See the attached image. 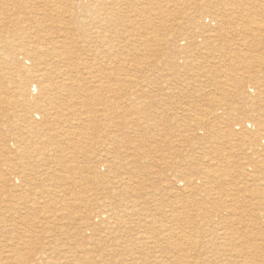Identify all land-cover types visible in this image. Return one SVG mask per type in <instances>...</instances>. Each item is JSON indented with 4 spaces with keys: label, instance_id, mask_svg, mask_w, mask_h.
Masks as SVG:
<instances>
[{
    "label": "rangeland",
    "instance_id": "374dc122",
    "mask_svg": "<svg viewBox=\"0 0 264 264\" xmlns=\"http://www.w3.org/2000/svg\"><path fill=\"white\" fill-rule=\"evenodd\" d=\"M76 1L78 0H0V46H5V49H0V261L3 256L14 253L13 240L22 237L21 231L27 235V239L31 236L38 237L32 244L25 242L24 246L21 245L22 251H18L21 258L17 260L18 262L4 261V263L3 259L0 264H31V262L32 264H131L129 260L135 256L131 255L134 250H136L134 253L142 251L145 253L144 256H147L152 251L159 255L162 254L161 250L174 252L175 249L178 250L173 254H176L174 256L179 261L173 257L166 264H173L175 261L178 264L185 262V264H216L214 253L218 249L222 252L226 250L227 256L223 258L234 259L237 264H248V262L264 264V257H256L252 260L234 257L237 254L235 250L243 249L239 241L225 243V240L218 239L215 245H210L209 225L197 227L200 232L198 238L196 230L193 231L190 224L182 222L174 226L170 221L161 218L163 214L170 218L172 207L169 205L172 199L175 206L177 204L184 206L183 212L182 209L177 212L181 213L179 215L181 221H184L188 207L190 210L187 213L194 215H196L195 210L201 211L200 208H219L218 213L222 217L220 219L233 220L240 217L241 212L240 208L233 206V201L237 202V206L242 202L246 205V202H250L252 198L247 190L249 187L245 184H249V190L252 191H254L253 184L256 186L264 184L262 181L264 153L257 151L253 154L247 148L251 142L264 146V128L258 132L253 125V128L246 130L248 134L239 136L236 140L235 136L232 137L234 134L231 135L229 132L231 129L238 133L234 124L237 121H246L250 116L258 117V120L264 122V0H79L75 3ZM59 8H62V12ZM257 29H260L262 35L260 33V38H253L251 33ZM85 30L87 33L84 35ZM51 41L59 42V48L53 55L39 51L38 60L35 62L59 63L58 68L63 67V70L82 63L88 66V69L74 68L75 73L69 74V82L66 80V75L53 73L54 77L57 76L54 82L59 84L67 81L68 87L71 86L70 88L74 90L71 94L64 91L62 102L57 101L62 108L58 105L55 106L58 108L56 111H51L54 113L63 109L60 115L65 120L59 126L58 122L61 118L56 115L47 123L49 129L44 124L39 131L31 133L29 141L25 142L26 138L22 139L23 134L27 136L28 132L21 117L18 116L25 114L21 105H16L21 102L18 91L24 76L33 73L32 71L36 73L37 69H32L35 66H32L31 61H25L22 55L14 60L13 54H8L6 48L20 49L22 45L27 44L37 47L39 43L45 45ZM76 42L78 44H75ZM68 46L71 50L67 48ZM105 51L107 53H104ZM80 59H84L85 63L78 62ZM105 64L106 67L103 66ZM253 90L254 92L251 93ZM32 91L37 92L34 88ZM39 98L41 100L42 97ZM99 111L101 114H97ZM105 118L107 121H103ZM36 121L42 125V120ZM64 128L69 132L65 133ZM114 134L120 135L124 141L131 139L134 142L114 143L113 138L116 142L118 139ZM53 148L58 152L53 151ZM132 148L135 150L133 151ZM243 149L247 151L243 153ZM151 150L154 153L150 152ZM76 151L80 154L73 155ZM61 152L66 154L67 159L76 156L78 169L66 176L62 171L57 172L63 176L64 181L53 183V180L49 181V177L45 175L46 167L52 166L47 162L52 159L49 163L56 164L53 160ZM170 152L172 157L169 155ZM145 153L147 156L143 157ZM32 154L41 161L37 164L32 163ZM53 154L55 158L52 157ZM120 154H122L121 158L125 156L124 158L138 160L139 163L136 165L130 160L131 164L126 167L127 164L118 160ZM130 154L136 157H128L131 156ZM23 155L26 156L25 159ZM100 155L106 158L105 161L100 160L103 159ZM224 157L225 160H222ZM46 158L47 162H45ZM160 160L168 166L160 162L162 166L160 164L158 166H161V169L156 167L158 168L156 170L151 167L150 170L147 169L148 171L144 170L146 173L143 171L144 165L140 166L143 161L152 163ZM31 163L35 167L32 168ZM106 166L113 167L110 170ZM8 168L12 170L8 171ZM126 168L130 170H125ZM224 169L229 171L225 172ZM155 171L156 175L153 173ZM221 174L224 177H221ZM199 176H208L211 179L213 176L218 177L216 181L219 184L212 182L213 185L210 186L197 182L195 188L182 190L183 187H179L175 181L176 178L194 180ZM90 177L94 178L95 182L101 181V183L98 185L94 183L90 188ZM121 179H125L123 183L129 181L122 184L123 187L133 183L130 188L136 187V192L124 200L119 195L112 196L108 193V189L119 188L118 183ZM255 179L261 182H254ZM83 181L86 183L84 184ZM140 181H143L142 184ZM215 184L218 185V189H220L219 185L225 187L222 186L220 192H215L212 191L216 188ZM109 186L112 188L110 189ZM136 197H141L138 200L141 204L139 203V207L135 209H130L134 210L133 218L123 217L121 221L126 230L120 225L118 228L117 223L119 224L120 221L116 220L117 218L114 219V224H110L112 220L109 218H103L106 216L104 212L111 214L110 211L109 213L106 211L112 209L110 203L118 207H132ZM254 198L258 204H264L262 192ZM69 207H71L70 211ZM77 209L81 211L77 212ZM234 210L238 214L234 215V212L232 213ZM216 219L218 220V217ZM198 220L200 221L199 218ZM263 220V217L253 219L249 212L241 218V221L251 222L257 227L263 226ZM87 222L89 224H86ZM180 229L182 231H179ZM262 229L257 232L264 234V227ZM31 232L34 235H29L32 234ZM82 232L85 234L82 235ZM169 232L173 234L172 237L175 236V239L173 237L170 240L175 244L170 243L167 246ZM181 232L190 237L185 240L182 233L183 237L180 239ZM227 233L229 239L234 240V237ZM112 240L119 249L116 251L117 255L112 253L113 246L109 244ZM99 242L101 243L97 245ZM190 243L194 244L189 247ZM129 244L126 251L118 248L119 245ZM72 246L74 247L71 248ZM22 248H25L26 252H23ZM140 248L142 250H139ZM36 250L37 252H34ZM48 250L49 255L45 252ZM192 255L197 259L195 260ZM23 257H26L25 261ZM101 257L104 259L102 260ZM181 258L185 261L182 262ZM201 258L205 260L202 261ZM146 262L144 264H148Z\"/></svg>",
    "mask_w": 264,
    "mask_h": 264
},
{
    "label": "bare ground",
    "instance_id": "6f19581e",
    "mask_svg": "<svg viewBox=\"0 0 264 264\" xmlns=\"http://www.w3.org/2000/svg\"><path fill=\"white\" fill-rule=\"evenodd\" d=\"M4 1H7V0H4ZM79 1V0H78ZM78 1H76L75 3H77ZM70 3V2H69ZM94 4V3H93ZM56 5H58V4H56ZM66 5V4H65ZM69 5V4H68ZM79 5V4H78ZM75 7L76 6H74V9H75ZM65 8H67L66 6H65ZM88 8V7H87ZM60 9V12H62V8H59ZM58 9V10H59ZM64 9V8H63ZM84 9V8H83ZM69 10V9H68ZM67 11V10H66ZM70 11H72V10H70ZM64 12V11H63ZM59 13V12H58ZM58 13H56V14H58ZM64 14H66V13H64ZM60 15H61V13H60ZM64 16V15H63ZM67 16V15H66ZM104 16V15H103ZM62 17V16H61ZM102 17V16H101ZM81 18V17H80ZM66 19V18H65ZM67 19H68V17H67ZM66 19V20H67ZM79 19V18H78ZM84 19H85V16H84ZM87 19V18H86ZM246 20V19H245ZM251 20V19H250ZM67 21H69V19L67 20ZM84 21V20H83ZM193 21V20H192ZM59 22V21H58ZM64 22H66V21H64ZM247 22V21H246ZM249 22V21H248ZM38 23V22H37ZM60 23H61V20H60ZM63 23V22H62ZM67 23V22H66ZM69 23V22H68ZM67 23V24H68ZM79 23V22H78ZM149 24H151L152 25V23H150V22H148ZM250 23V22H249ZM58 24V23H57ZM66 24V25H67ZM88 24V23H87ZM98 24V23H97ZM56 25V24H55ZM59 25V24H58ZM77 25V24H76ZM75 25V26H76ZM81 25V24H80ZM84 25H85V23H84ZM86 26V25H85ZM250 26V25H249ZM38 27V26H37ZM78 27H80V26H78ZM85 28V27H84ZM83 28V29H84ZM89 28V27H88ZM102 28H104V27H102ZM246 28V27H245ZM257 28V27H256ZM264 28V27H263ZM94 29V28H93ZM222 29V28H221ZM247 29V28H246ZM72 30V29H71ZM82 30V29H81ZM204 30V29H203ZM225 30V29H224ZM262 30V29H261ZM63 31H65V30H63ZM62 31V32H63ZM67 31V30H66ZM65 31V32H66ZM69 31V30H68ZM198 31V30H197ZM257 31H260V29H257V30H255V31H252V33H251V35L253 36V38L254 37H259V36H261L262 35V32L260 31V32H258L257 33ZM78 32V31H77ZM204 32V31H203ZM206 32V31H205ZM220 32V31H219ZM80 33V32H79ZM87 33V31L85 30L84 32H83V34L85 35ZM90 33V32H89ZM97 33V32H96ZM95 33V34H96ZM211 33H213V32H211ZM224 33V32H223ZM226 33V32H225ZM260 33H261V35H260ZM264 33V32H263ZM219 34V33H218ZM72 35V34H71ZM71 35H70V37H71ZM92 35V34H91ZM90 35V36H91ZM225 35V34H224ZM73 36V35H72ZM184 36H186V35H184ZM220 36H222V35H220ZM81 37V36H80ZM183 37V36H182ZM188 37V36H187ZM225 37V36H224ZM103 38V37H102ZM101 38V39H102ZM190 38V37H189ZM195 38H196V36H195ZM222 38V37H221ZM256 38V39H257ZM260 38V37H259ZM263 38H264V35H263ZM61 39V38H60ZM70 39H72V38H70ZM85 39V38H84ZM192 39V38H191ZM207 39V38H206ZM215 39V38H214ZM64 40V39H63ZM75 40V39H74ZM106 40H108V39H106ZM258 40V39H257ZM264 40V39H263ZM70 41H72V40H70ZM76 41V40H75ZM152 41V40H151ZM185 41V40H184ZM189 41V40H188ZM91 42V41H90ZM155 42V41H154ZM165 42V41H164ZM164 42H162V43H164ZM260 42V41H259ZM59 43V42H58ZM58 43L57 42H54V41H51V42H49V43H47V44H45V45H39V44H41V43H39L38 45H37V47H32L31 45H22L21 46V48L20 49H17V48H14V47H8V48H6V49H8V54H13V56H14V60H16V57H20L21 55H22V58L25 60V61H31V64H32V66H35V67H33L32 69H34V68H36L37 69V71H36V73H35V71H32L33 73H31V74H26L24 77L25 78H23L22 80H21V82H20V91H18V98L19 99H21V102L20 103H18V104H16L17 106H20L21 105V107H22V111L27 115V116H25V114H23V115H18L19 117H21V119H22V122H23V124L25 125V127H26V131L28 132V134H27V136H25V134H23V138L22 139H24V138H26L25 139V142H28L29 140V137H30V134L31 133H33L34 131H39V129L41 128V127H43L44 126V124H45V126L48 128V126H47V123L49 122V121H52L54 118H55V116L57 115V116H59L60 118H61V120L58 122V124H59V126H61V123H62V121H64L65 119H64V117L62 116V115H60L61 113H63L62 111H63V109H61L59 112H54V113H56L55 115H54V113H51V111L52 110H54V111H56V109H58L57 107H55V106H61V108H62V105L60 104V103H58L57 101H61L62 102V99H61V97L63 96V95H65V93H64V91L65 92H67L68 94H71V92H73L74 90L73 89H71L70 87H68V84H66L67 83V81H68V77H69V74H72V73H75V70H74V68H80V69H88V66H86V65H84V64H82V63H78L79 61H81V62H83V63H85L82 59H80V60H78V62H76V63H78L77 65H74L73 66V68H70L69 66V68H66L65 70H63V67L62 68H58L59 67V63H54V62H51V63H46V61H39V62H35V61H37L38 60V54L37 53H39V51H45V53H47L48 55H53L54 54V52L59 48L58 47ZM108 43V42H107ZM170 43V42H169ZM62 44V43H61ZM75 44H78V42H76ZM80 44V43H79ZM90 45V44H89ZM162 45H164V44H162ZM64 46V45H63ZM75 46V45H74ZM130 46V45H129ZM188 46H189V44H188ZM195 46V45H194ZM114 47V46H113ZM66 48V47H65ZM67 48H69V46L67 47ZM71 48V47H70ZM69 48V49H70ZM78 48V47H77ZM85 48V47H84ZM88 48V47H87ZM0 49H5V46L4 45H1L0 46ZM86 49V48H85ZM198 49V48H197ZM71 50V49H70ZM108 50H110V49H108ZM116 50V49H115ZM97 51V50H96ZM113 52V51H112ZM104 53H107V51H105ZM7 54V55H8ZM63 54H66V53H63ZM101 54V53H100ZM40 55V54H39ZM61 55V54H60ZM111 55V54H110ZM176 55V54H175ZM172 56V55H171ZM235 57V56H234ZM192 58V57H191ZM236 58V57H235ZM9 59V58H8ZM238 59V58H237ZM10 60V59H9ZM44 60V59H43ZM64 60V59H63ZM66 60V59H65ZM64 60V61H65ZM75 63V64H76ZM102 63V62H101ZM112 63V62H111ZM74 64V63H73ZM104 64V63H103ZM176 64V63H175ZM63 65V64H62ZM93 65V64H92ZM96 65H98L97 64V62H96ZM100 65V64H99ZM112 65H113V63H112ZM177 65V64H176ZM240 65H242V63L240 64ZM66 66V65H65ZM104 67H106V64L105 65H103ZM111 66V65H110ZM84 67V68H83ZM196 67V66H195ZM205 67V66H204ZM99 68V67H98ZM173 68V67H172ZM171 69V68H170ZM179 69V68H178ZM59 70H60V72H59ZM94 70V69H93ZM84 71V70H83ZM96 71V70H95ZM58 72V73H57ZM53 73H57V75H59V74H62V75H66L67 76V81L66 82H60V83H65V84H57V82H54V81H56V77H54L53 76ZM84 74V73H83ZM94 73H92V75H93ZM73 77V76H72ZM89 77V76H88ZM64 78V77H63ZM70 78V77H69ZM73 79V78H72ZM187 80H188V78H186ZM61 80V79H60ZM95 80V79H94ZM58 81V80H57ZM70 81V80H69ZM68 81V82H69ZM89 82V81H88ZM96 82V81H95ZM94 84V83H93ZM184 84V83H183ZM29 86H30V88H29ZM74 86V85H73ZM185 87V86H184ZM26 88H28V89H26ZM32 88H34V89H36L37 90V92L36 93H34L33 91H32ZM254 92V90L251 92V93H253ZM41 93V94H40ZM38 96H37V95ZM33 95H36V97H33ZM39 97H42L41 98V100H40V98ZM84 100H86V99H84ZM64 101V100H63ZM87 101V100H86ZM83 103H85V102H83ZM263 106H264V103H263ZM139 110H140V108H139ZM143 110V109H142ZM66 111V110H65ZM239 112V111H238ZM98 113H100V111L99 112H97V114ZM242 113V112H241ZM51 114H53V115H51ZM96 114V115H97ZM101 114V113H100ZM238 114H240V113H238ZM67 116V114L65 115V117ZM99 116V115H98ZM104 116V115H103ZM108 117H109V115H108ZM217 117V116H216ZM58 118V117H57ZM99 118V117H98ZM258 117H254V116H250L249 117V119H247L246 121H242V122H238L237 121V123H235L234 124V128H236V130H238V133H236V132H234L233 130H231V129H229V132H230V134L232 135V134H234V135H232V137L233 136H235V140L236 139H239V138H237V137H239V136H244V135H246V134H248V132L246 131L248 128H253L254 126H255V129H257V131L259 132V131H261L263 128H264V122L263 121H261V119L260 120H258L257 119ZM97 119V118H96ZM36 120H39V121H41L42 120V125H40ZM43 120H45V121H43ZM98 120V119H97ZM239 120H241V119H239ZM257 120H258V124H257ZM68 121H70V120H68ZM103 121H107V118H105ZM50 124V123H49ZM110 124V123H109ZM254 125V126H253ZM138 126V125H137ZM106 127H108V126H106ZM71 128V127H70ZM138 128V127H137ZM49 129V128H48ZM65 130H66V128H64ZM72 131V130H71ZM257 131H255L254 133L256 134V136H257ZM69 131H67L66 130V132L65 133H68ZM74 132V131H73ZM88 133V132H87ZM117 133V132H116ZM78 134V133H77ZM80 135H82L81 133H79ZM84 134V133H83ZM119 134V133H118ZM76 135V134H75ZM75 135H74V137H75ZM115 135V137L116 138H118L117 139V142H116V140H115V138H113V141H114V143H117V144H123V142H127V141H124L123 139H121V137H120V135L119 136H116V134H114ZM85 136V135H84ZM87 136H90V135H87ZM122 136H123V134H122ZM128 136V135H127ZM77 137V136H76ZM80 137V136H79ZM55 138V137H54ZM87 138V137H86ZM231 138V137H230ZM241 138V137H240ZM125 139H126V137H125ZM128 139V138H127ZM53 140V139H52ZM71 140V139H70ZM86 140V139H85ZM88 140V139H87ZM123 140V141H122ZM231 140H233V139H231ZM255 140V139H254ZM89 141V140H88ZM134 142L133 140H131V139H129V141H128V143L129 142ZM246 141V140H245ZM248 141H250V140H248ZM229 142V141H228ZM240 142V141H239ZM244 142V141H243ZM128 143H126V144H128ZM145 143V142H144ZM241 143V142H240ZM256 143V144H255ZM29 144V143H28ZM31 144V143H30ZM29 144V145H30ZM140 144V143H139ZM243 144V143H242ZM246 144V143H245ZM244 144V145H245ZM262 144V143H261ZM32 145H34V143L32 144ZM138 145V144H137ZM136 146V145H135ZM142 146V145H141ZM233 146H235V145H233ZM239 146H242V145H239ZM238 146V147H239ZM139 147V146H138ZM250 151H252L253 152V154H256L257 153V151H259V152H263L264 153V146H261L260 144H258L257 142H251L250 144H249V146L247 147ZM133 149V148H132ZM138 149V148H137ZM137 149H136V151H137ZM35 150V149H34ZM126 150V149H125ZM135 149H133V151H134ZM244 150V149H243ZM242 150V151H243ZM246 150V149H245ZM245 150H244V152L243 153H245ZM37 151V150H36ZM53 151H55V152H58V150L57 149H54L53 148ZM131 151V150H130ZM247 151V150H246ZM49 152V151H48ZM150 152H153V150H151ZM149 152V153H150ZM234 152V151H233ZM39 153V152H38ZM46 154H47V152H45ZM63 152H61V154L58 156H56V158H58V160L54 157V154H53V156L52 157H54L55 159L53 160V161H56V164H53V163H49L52 159H50V160H48L49 162H47V158L45 159V162H47V164H49V165H52V166H49V167H46L47 168V172H46V176H48L49 177V181H50V179L51 180H53V183L55 182V181H57V182H59V181H64V178H63V176L62 175H60V174H58L57 172H60V171H62L63 173H65V176H66V174H71L72 172H74L76 169H78V167H77V160L76 159H78L76 156H74V157H69V159H67L66 158V154H62ZM88 153V152H87ZM90 153V152H89ZM133 153V152H132ZM137 152H134V154H136ZM154 153V152H153ZM235 153V152H234ZM34 154V153H33ZM32 154V163H38L39 161H41V160H38V159H36L37 158V156H34ZM45 154V155H46ZM74 154H76V155H78V154H80V152H74L73 153V155ZM118 154H119V152H118ZM125 154V153H124ZM142 154V153H141ZM39 155V154H38ZM44 155V156H45ZM51 155V154H50ZM49 155V156H50ZM72 155V156H73ZM99 155V154H98ZM102 155V154H101ZM100 155V156H101ZM121 155L122 154H120V156H119V158H118V160L121 162V163H125V164H127L126 165V167H128V165L129 164H131V162H132V160L131 159H128L127 157L126 158H124L125 156H123L122 158H121ZM126 155V154H125ZM128 155V154H127ZM131 156H128V157H136V155H132V154H130ZM169 155H170V157H172V152H170L169 153ZM258 155V154H257ZM41 157L43 156V155H40ZM147 156V154L145 153L144 155H143V157H146ZM229 156H230V154H229ZM47 157H48V155H47ZM98 157V156H97ZM102 157V156H101ZM262 157V156H261ZM26 158V156L25 155H23V159H25ZM45 158V157H44ZM103 158V157H102ZM108 158V157H107ZM203 158V157H202ZM234 158V157H233ZM95 159H98V158H95ZM106 159V158H105ZM105 159L103 158V159H100V160H104L105 161ZM116 159V158H115ZM114 159V160H115ZM235 159V158H234ZM43 160V159H42ZM94 160V159H93ZM108 160V159H107ZM113 160V161H114ZM117 160V161H118ZM130 160H131V162H130ZM145 160H147V159H145ZM222 160H225V157L222 159ZM52 161V162H53ZM116 161V162H117ZM255 161V160H254ZM99 161H97V163H98ZM160 162H163V161H154V162H152V163H146V161H143V162H141L140 163V166L142 167V165H144V169H143V171L146 169V171H148V170H150V168L151 167H154V168H156V167H161L162 165H161V163ZM31 163V164H32ZM100 164H101V162H99ZM102 163H103V161H102ZM106 163H107V161H106ZM110 163V162H109ZM112 163V162H111ZM133 163L134 164H136L137 165V163H139V161L138 160H133ZM163 163H165V162H163ZM237 163V162H236ZM99 164V165H100ZM104 164V163H103ZM142 164V165H141ZM158 164H160L161 166H158ZM167 163H165V165H166ZM188 164H190V163H188ZM257 164V163H256ZM35 165V164H34ZM46 165V164H45ZM44 165V166H45ZM107 165V164H106ZM109 165V164H108ZM114 165H117V164H114ZM119 165V164H118ZM32 166V168L33 167H35V166H33V164L31 165ZM53 166H56V167H53ZM131 166H133V165H131ZM139 166V167H140ZM167 166H168V164H167ZM264 166V165H263ZM43 167V166H42ZM106 167H108L110 170H111V168L113 167V166H106ZM117 167V166H116ZM163 167H166V166H164L163 165ZM169 167H171L170 165H169ZM211 167V166H210ZM227 167V166H226ZM230 167V166H229ZM40 168V167H39ZM43 168H45V167H43ZM62 168H63V170H62ZM108 168H106V169H108ZM234 168V167H233ZM261 168V167H260ZM263 168V167H262ZM261 168V169H262ZM9 170L8 171H11L10 170V168H8ZM104 169H105V167H104ZM118 169V168H117ZM121 169H122V167H121ZM120 169V170H121ZM133 169V168H132ZM148 169V170H147ZM161 169V168H160ZM164 169V168H163ZM168 169V168H167ZM211 169V168H210ZM84 170V169H83ZM86 170V169H85ZM114 170V169H113ZM125 170H130V169H125ZM124 169H123V171H125ZM155 169H153V171H154ZM156 170H158V168H156ZM207 170V169H206ZM225 170V172H228L229 170L228 169H224ZM253 170V169H252ZM146 171H144V173H146ZM210 171V170H209ZM251 171V170H250ZM94 172H96V171H94ZM105 172V171H104ZM108 172V171H107ZM125 172H127V171H125ZM141 172V171H140ZM151 172V171H150ZM176 172V171H175ZM199 172L200 171H198V173L197 174H199ZM207 172V171H206ZM211 172V171H210ZM215 172V171H214ZM220 172V171H219ZM247 172V171H246ZM40 173H42V172H40ZM109 173H111V172H109ZM113 173V172H112ZM128 173V172H127ZM148 173V172H147ZM152 173V172H151ZM153 173H155L154 175H156V171L155 172H153ZM184 173V175H185V172H183ZM203 173V172H202ZM62 174V173H61ZM94 174V173H93ZM107 174V173H106ZM105 174V175H106ZM120 174H123V173H120ZM132 174V173H131ZM130 174V175H131ZM213 174V173H212ZM211 174V175H212ZM216 174V173H215ZM245 174V173H244ZM20 175V174H19ZM25 175V174H24ZM64 175V174H63ZM113 175V174H112ZM115 175H117V174H115ZM114 175V176H115ZM127 175V174H126ZM130 175H127V176H130ZM148 175H149V173H148ZM177 175H179V174H177ZM180 175H181V173H180ZM190 175V174H189ZM192 175V174H191ZM209 175H210V173H209ZM34 176H36V175H34ZM60 176H62V178L60 177ZM70 176V175H69ZM87 176H89V175H87ZM100 176V175H99ZM104 176V175H103ZM107 176V175H106ZM110 176H111V174H110ZM118 176V175H117ZM124 176V175H123ZM139 176V175H138ZM149 176H151V175H149ZM172 176V175H171ZM193 177H194V175H192ZM201 176V175H200ZM198 177L197 179H194V180H192V179H190V180H188V179H181V178H176L175 179V181H176V183L178 184V186L179 187H183L182 188V190H185V189H188V188H191V189H193V188H195L196 187V185H197V182H201V183H204V184H206V185H210V184H212V182H216L217 184H219L218 183V181H216L217 179H219L218 177H215V176H213V179H211V178H208V176H206V177ZM221 177H224L222 174L220 175ZM245 176V175H244ZM248 177L250 176L249 174L247 175ZM48 177L46 178V179H48ZM59 177L61 178L60 180H59ZM91 177H92V174H91ZM90 177V185H89V187L91 188V186H93V184L94 183H97L96 185H98V184H100L101 183V181H97V182H95V180H94V178H91ZM95 177V176H94ZM98 177V176H97ZM157 177H159V176H157ZM162 177V176H161ZM178 177V176H177ZM185 177H187V176H185ZM248 177H246V178H248ZM67 178H72V177H67ZM96 178V177H95ZM104 178V177H103ZM114 178V177H113ZM119 178V177H118ZM126 178V177H125ZM82 179V178H81ZM100 179V178H99ZM107 179V178H106ZM105 179V180H106ZM117 179V178H116ZM134 179V178H133ZM137 178L135 177V180H136ZM145 179V178H144ZM160 180H161V178H159ZM167 179V178H166ZM165 178H164V180H166ZM174 179V178H173ZM245 179V178H244ZM258 179V178H257ZM257 179H255L254 180V182H261L260 180H257ZM73 180V179H72ZM83 180V179H82ZM101 180V179H100ZM122 180V181H121ZM120 181H119V188H117V187H113V189L112 190H109L107 187H106V189H108V193L109 194H111L112 196H117V195H119V196H121V198L124 200V199H126V198H129L130 196H131V194H134V192H136L135 191V188L136 187H134V188H130L132 185H127L126 187H123V185L122 184H125L128 180H126V182H124L123 183V181L125 180V179H121ZM139 180V179H138ZM137 180V181H138ZM172 180V179H171ZM212 180V181H211ZM16 181V180H15ZM44 181H46V180H44ZM107 181H108V179H107ZM113 181H114V179H113ZM112 181V182H113ZM173 181V180H172ZM211 181V182H210ZM252 181V180H251ZM263 181V183H264V180H262ZM35 182V181H34ZM37 182V181H36ZM41 182V181H40ZM74 182H75V180H74ZM111 182V183H112ZM129 182V181H128ZM141 182V181H140ZM143 182V181H142ZM142 182H141V184H142ZM145 182V181H144ZM162 182V181H161ZM51 183H52V181H51ZM83 183H84V181H83ZM86 183V182H85ZM84 183V184H85ZM131 183H132V181H131ZM136 183V182H135ZM253 183V182H252ZM44 184H46L45 182H44ZM77 184V183H76ZM84 184H82V185H84ZM138 184V183H137ZM137 184H136V186H137ZM145 184V183H144ZM173 184V183H172ZM217 184H215V186H216V188H214V189H212V191H219L220 192V189H221V187L223 186H220L219 185V188L220 189H218L217 187H218V185ZM47 185V184H46ZM55 185V184H54ZM57 185V184H56ZM107 185V184H106ZM213 185V184H212ZM16 186V185H15ZM19 186V185H18ZM103 186V185H102ZM139 186V185H138ZM169 186H170V183H169ZM211 186V185H210ZM245 186H247V187H249V189H250V185L249 184H245ZM253 187H254V191H252V190H249V189H247L248 190V192H249V195H251L252 196V198L250 199V202H246V205L245 204H243L244 202H242L239 206H237V202L236 201H233L234 202V204H233V206H235V207H237V208H240L241 210V212L239 213V216L240 217H238V218H235V219H233V220H224V219H220V218H222V217H220L219 216V213H218V211H219V208H200L201 209V211H199V210H195L194 212L196 213V215H194V214H188L187 213V211L188 210H190L189 209V207L187 208L188 210L185 212L186 214H184V213H182V214H184V215H186L184 218V221H181V218H180V214L179 213H177L178 212V210H180L181 211V209H182V212H183V209H184V206H183V204H181L182 206H178V204H177V206H175L174 205V202L172 201V199H170L171 200V202H170V207H172V210L170 211L171 213H170V218H167L168 216H166L165 214H163L162 215V217L161 218H164L167 222H171L174 226H176V225H179L180 223H188V224H190L189 226L190 227H192V229H193V231H194V229L196 230L195 232L197 233V237L199 238L200 236H198L199 234H200V232L198 231V229H197V227H200V225H209L210 226V240H209V244L210 245H215L216 243H217V240L219 239V240H225V243L226 242H230V241H239V243H241L240 244V246H242L243 247V249L242 250H235L236 251V256H234V257H239V258H241V257H245L246 259H253V258H256V257H264V234L263 233H259V232H257V231H262L263 229H262V227H264V220H263V226L262 227H260V225L257 227V225H254V224H252L251 222H248V223H245L244 221H241V218H243V215L246 213V212H249L252 216H253V219H255L256 217H258L259 219H260V217H263L264 218V204H262V203H260V204H258L256 201H255V198H254V196H256L257 194H260V192H262V194L264 195V184L263 185H258V186H256L255 184H253L252 185ZM260 186V187H259ZM48 187V186H47ZM58 187H59V185H58ZM83 187V186H82ZM85 187V186H84ZM89 187H87V188H89ZM95 187V186H94ZM110 187V189L112 188L111 186H109ZM147 187V186H146ZM173 187V186H172ZM171 187V188H172ZM198 187V186H197ZM207 187V186H206ZM223 187H225V186H223ZM244 187V186H243ZM46 188V187H45ZM49 188V187H48ZM47 188V189H48ZM81 188V187H80ZM138 188V187H137ZM167 188V187H166ZM170 188V187H169ZM170 188V189H171ZM174 188H178V187H174ZM52 189V188H51ZM93 189V188H92ZM105 189V188H104ZM105 189V190H106ZM198 189V188H197ZM45 190V189H44ZM56 190V189H55ZM57 190H59V189H57ZM104 190V191H105ZM147 190V189H146ZM146 190H144V191H146ZM167 190V189H166ZM171 190H173V188L171 189ZM170 190V191H171ZM180 190V189H179ZM234 190V189H233ZM256 190H259V191H256ZM51 191H53V190H50V192ZM102 191V190H101ZM148 191V190H147ZM160 191V190H159ZM229 191H231V189L229 190ZM41 192H43V191H41ZM58 192V191H57ZM68 192V191H67ZM107 192V191H106ZM137 192H138V190H137ZM173 192V191H172ZM175 192V191H174ZM173 192V193H174ZM179 192V191H178ZM239 192V191H238ZM257 192V193H256ZM140 193V192H139ZM166 193H168V190H167V192ZM184 193H185V191H184ZM226 193V192H225ZM224 193V194H225ZM229 193V192H228ZM57 194V193H56ZM106 194V193H105ZM158 194V193H157ZM176 194V193H175ZM183 194V193H182ZM63 195V194H62ZM64 195H65V193H64ZM107 195V194H106ZM139 195V194H138ZM150 195H151V191H150ZM177 195V194H176ZM221 195V194H220ZM229 195H231V194H229ZM55 196V195H54ZM118 196V197H119ZM164 196V195H163ZM165 196H166V194H165ZM178 196V195H177ZM211 196V195H210ZM223 196V195H222ZM51 197V196H50ZM118 197H117V199H118ZM146 197V196H145ZM181 197V196H180ZM73 198V197H72ZM78 198V197H77ZM110 198V197H109ZM108 198V199H109ZM137 199L136 200H134L133 201V206L132 207H124V206H120V207H118V206H116L115 204H113V203H110V207L112 208L111 210H106L107 212L108 211H110L111 212V214L110 215H108V214H106V212H104L103 214L104 215H106V216H103V218H109L110 220H112L111 222H110V224H114L113 222H115V218H117L116 220H119L120 221V223L118 224L117 223V225H118V228H119V225H120V227L122 228V229H124V230H126L125 228H123V226H122V218L123 217H131V218H133L132 216V213H133V211L134 210H130L131 208H137V207H139V198H141V197H136ZM175 198V197H174ZM173 198V199H174ZM178 198V197H177ZM182 198V197H181ZM228 198V197H227ZM237 198H239V197H237ZM105 199H107V198H105ZM230 199V198H229ZM236 199V198H235ZM242 199V198H241ZM115 200V199H114ZM119 200V199H118ZM147 200V199H146ZM169 200V199H168ZM175 200V199H174ZM259 200V199H258ZM263 200V199H262ZM112 201V200H111ZM261 201V200H260ZM72 202V201H71ZM115 202V201H114ZM117 202V201H116ZM129 202V201H128ZM169 202V201H168ZM239 202V201H238ZM43 203V202H42ZM48 203V202H47ZM74 203H76V202H74ZM83 203V202H82ZM94 203V202H93ZM102 202H100V204H101ZM108 203V202H107ZM121 203H122V201H121ZM194 203V202H193ZM249 203V204H248ZM49 204V203H48ZM66 204H67V202H66ZM86 204V203H85ZM130 204V203H129ZM141 204V203H140ZM157 204H158V202H157ZM192 204V203H191ZM190 204V205H191ZM106 205V204H105ZM159 205V204H158ZM180 205V204H179ZM195 205V204H194ZM71 206V205H70ZM103 206V205H102ZM107 206H109V205H107ZM197 206V205H196ZM200 206V205H199ZM217 206V205H216ZM231 206V205H230ZM50 207V206H49ZM72 207V206H71ZM71 207H69V211H70V208ZM83 207H85V206H83ZM143 207V206H142ZM187 207V206H186ZM195 207V206H194ZM193 207V208H194ZM219 207V206H218ZM228 207V206H227ZM67 208V207H66ZM77 208V207H76ZM102 208H104V206L102 207ZM232 208V207H231ZM234 208V207H233ZM236 208V209H237ZM57 209V208H56ZM110 209V208H109ZM171 209V208H170ZM198 209V208H197ZM58 210V209H57ZM72 210V209H71ZM73 210H74V207H73ZM95 210V209H94ZM141 210V209H140ZM228 210H229V208H228ZM79 211H81V210H79ZM78 211V209H77V212H79ZM84 211H86V210H84ZM96 211V210H95ZM230 211V210H229ZM33 212V211H32ZM40 212H41V210H40ZM65 212V211H64ZM68 212V211H67ZM234 212V213H233ZM69 213V212H68ZM93 213V212H92ZM109 213V212H108ZM162 213V212H161ZM232 213L234 214V215H236V214H238L237 213V211L236 210H234V211H232ZM72 214V213H71ZM98 214H100V213H98ZM121 214H123V215H121ZM166 214H168V212L166 213ZM30 215V214H29ZM28 215V216H29ZM32 215V214H31ZM74 215V214H73ZM115 215H116V217H115ZM192 215H194V216H192ZM86 216V215H85ZM227 216V215H226ZM238 216V215H237ZM260 216V217H259ZM31 217V216H30ZM218 217V220L216 219ZM29 218V217H28ZM196 218V219H195ZM198 218L200 219V221L198 220ZM92 219V218H91ZM98 219V218H97ZM101 219V218H100ZM125 219V218H124ZM183 219V218H182ZM86 221H87V219H85ZM129 220V219H128ZM24 221V220H23ZM124 221H126V220H124ZM140 221V220H139ZM154 222H156L155 220H153ZM260 221V220H259ZM75 222V221H74ZM89 222V221H88ZM86 223V224H89V223ZM91 222H93V221H91ZM97 222V221H96ZM257 222V221H256ZM8 223V222H7ZM82 223V222H81ZM105 223V222H104ZM142 223V222H141ZM253 223H255V220H253ZM85 224V225H86ZM124 224V223H123ZM76 225V224H75ZM84 225V226H85ZM91 225V224H90ZM103 225V224H102ZM116 225V224H115ZM128 225V224H127ZM140 225V224H139ZM145 225V224H144ZM171 225V224H170ZM170 225H168V226H170ZM88 226V225H87ZM92 226V225H91ZM105 226V225H104ZM150 226V225H149ZM167 226V225H166ZM172 226V225H171ZM174 226H173V228H174ZM181 226H184V225H181ZM74 227V226H73ZM80 227H81V225H80ZM86 227V226H85ZM99 227V226H98ZM109 227V226H108ZM165 227V226H164ZM179 227V226H178ZM195 227V228H194ZM8 228V227H7ZM31 228H32V226H31ZM97 228V227H96ZM96 228H95V230H96ZM105 228V227H104ZM114 228H116V227H114ZM1 229V228H0ZM14 229V228H13ZM22 229V228H21ZM34 229V228H33ZM89 229H91V228H89ZM111 229V228H110ZM127 229H129V228H127ZM132 229H134V228H132ZM167 229V228H166ZM170 229V228H169ZM183 229V228H182ZM190 229V228H189ZM189 229H187L188 231H189ZM82 230H84V229H82ZM81 230V231H82ZM104 230V229H103ZM14 231V230H13ZM27 231V230H26ZM25 231V232H26ZM31 231V230H30ZM128 231V230H127ZM179 231H182L181 229L179 230ZM186 231V230H185ZM6 232V231H5ZM89 232V231H88ZM129 232V231H128ZM138 232V231H137ZM176 232V231H175ZM219 232V233H218ZM227 232H229L230 234H229V236L230 235H232V238L234 237V240H232V239H229V237H228V233ZM21 233H22V237L20 238V237H18V239L19 240H21L22 242H19V240L17 239H14L13 240V249H14V253L13 254H11V255H7V256H3L2 257V260H3V262L5 261V262H9V261H17V260H19L20 258H21V256L18 254V251L19 250H21V245H25L24 243L25 242H28L29 244H32V243H34V239L37 237H35V238H33V236H31L29 239H27L28 237H27V235H25V233L23 234V232L21 231ZM32 234H29V235H34L33 234V232H31ZM50 233V232H49ZM64 233V232H63ZM86 233H87V231H86ZM125 233V232H124ZM141 233V232H140ZM184 234V237H185V240H187L186 238H188V237H190V235L189 236H187V234H185L184 232H181L180 233V239H181V237H183V234ZM192 233V232H191ZM13 234V233H12ZM28 234V233H27ZM53 234V233H52ZM83 234H85V233H83L82 232V235ZM121 234H123V232L121 233ZM126 234V233H125ZM124 234V235H125ZM143 234V233H142ZM160 234V233H159ZM177 234V233H176ZM76 235H78V234H76ZM94 235V234H93ZM103 235H105V234H103ZM147 235H149V234H147ZM171 235V233L169 232V234L167 235V237L169 238L167 241H168V243H166L167 244V246H169L168 244H170L171 243V239L174 237V239H175V236H173L172 237V235ZM14 236V235H13ZM79 236V235H78ZM78 236H76V238H78ZM86 236V235H85ZM209 236V235H208ZM74 237V236H73ZM86 237H88V236H86ZM85 237V238H86ZM93 238H94V236H92ZM148 237V236H147ZM8 238V237H7ZM38 238V237H37ZM36 238V239H37ZM43 238V237H42ZM75 238V237H74ZM90 238V237H89ZM96 238V237H95ZM122 238V237H121ZM133 238H134V236H133ZM157 238V237H156ZM208 238V237H207ZM52 239V238H51ZM81 239H82V237H81ZM91 239V238H90ZM108 239V238H107ZM152 239V238H151ZM158 239V238H157ZM164 239V238H163ZM176 239H178V236L176 237ZM241 239H243V240H241ZM53 240V239H52ZM84 240V239H83ZM93 240V239H92ZM100 240H102V239H100ZM142 240V239H141ZM153 240V239H152ZM191 240V239H190ZM189 240V241H190ZM54 241V240H53ZM58 241V240H57ZM56 241V242H57ZM60 241H62V240H60ZM59 241V242H60ZM96 241V240H95ZM118 241V240H117ZM122 241V240H121ZM130 241V240H129ZM174 241H177V240H174ZM52 242V241H51ZM55 242V243H56ZM58 242V243H59ZM90 242V241H89ZM96 242H98V241H96ZM157 242V241H156ZM160 242V241H159ZM260 242V243H259ZM101 242H99L97 245H99ZM103 243V242H102ZM142 243V242H141ZM149 243V242H148ZM188 243V242H187ZM43 244V243H42ZM41 244V245H42ZM77 244V243H76ZM110 245H112L113 247V249H112V253H114V254H116L117 252V250H119V249H117V246H115L116 244H114L113 243V240L109 243ZM120 244V243H119ZM152 244V243H151ZM171 244H175L174 242L173 243H171ZM194 244V243H193ZM192 244V245H193ZM201 244V243H200ZM55 245V244H54ZM59 245H60V243H59ZM102 245V244H101ZM109 245V246H110ZM134 245V244H133ZM177 245V244H176ZM185 245H186V243H185ZM185 245H183L184 247H185ZM189 245V244H188ZM187 245V246H188ZM191 245V243H190V246L189 247H191L192 246ZM70 246V245H69ZM87 246H91V245H88L87 244ZM128 246H130V244L129 245H126V246H124V245H119L118 246V248H121V249H123V250H125L126 251V249L128 248ZM182 246V247H183ZM186 246V247H187ZM235 246H236V244H235ZM26 247V246H25ZM74 246H72L71 248H73ZM111 247V246H110ZM134 247V246H133ZM140 247H143V246H140ZM150 247V246H149ZM27 248H29V247H27ZM34 248V247H33ZM42 248H43V246H42ZM57 248H58V246H57ZM88 248H90V247H88ZM146 248H147V246H146ZM157 248V247H156ZM23 249V248H22ZM59 249V248H58ZM70 249V248H69ZM179 249H180V247H179ZM24 251L23 252H26L25 250V248L23 249ZM28 250V249H27ZM32 250H34V249H32ZM43 250V249H42ZM71 250V249H70ZM82 250V249H81ZM123 250H121V251H123ZM132 250V249H131ZM139 250H142L141 248L139 249ZM144 250V249H143ZM152 250V249H151ZM176 250V249H175ZM174 250V252H170V251H167V252H163L162 250H161V253L162 254H157L155 251L153 252L152 251V253L151 254H147V256H144V254L145 253H143L142 251H137L136 253H134L136 250H134V252H132L131 253V255H135L133 258H131L129 261H131L132 263L131 264H144L146 261V263H148V264H166V263H168L169 261H171L170 259L171 258H173V257H175L176 258V256H174V255H176V254H173V253H175L176 251ZM260 250V251H259ZM22 251V250H21ZM20 251V252H21ZM38 251H40V248H39V250ZM52 251V250H51ZM53 251H55V250H53ZM74 251V250H73ZM76 251V250H75ZM80 251V250H79ZM90 251V250H89ZM92 251V250H91ZM103 251V250H102ZM146 251V250H145ZM186 251H187V249H186ZM185 251V252H186ZM13 252V251H12ZM23 252H22V254H23ZM33 252V251H32ZM31 252V253H32ZM34 252H37V250L36 251H34ZM45 252H48V255H49V250L48 251H45ZM85 251L83 250V253H84ZM87 252V251H86ZM94 252V251H93ZM97 252V251H96ZM147 252H149V251H147ZM160 252V251H159ZM180 252V251H179ZM181 252H183V251H181ZM229 251H227V253H228ZM28 253V252H27ZM26 253V254H27ZM55 253V252H54ZM70 253V252H69ZM68 253V254H69ZM81 253V252H80ZM82 253V255L81 256H83L84 254ZM90 253V252H89ZM120 253V252H119ZM184 253V252H183ZM205 253V252H204ZM214 253V252H213ZM21 254V255H22ZM29 254V253H28ZM34 254V253H33ZM32 254V255H33ZM86 254V253H85ZM128 254V253H127ZM179 254H181V253H179ZM189 254V253H188ZM216 256H215V258H214V260L216 261V264H230L231 262H234L235 264H237V262L233 259V260H231L230 258H223L224 256H227V255H225L226 254V250L224 251V252H222V250L221 249H218V251H216L215 253H214ZM37 255V254H36ZM35 255V256H36ZM44 255V254H43ZM78 255H80V254H78ZM93 255V254H92ZM117 255V254H116ZM191 255V254H190ZM23 256V255H22ZM46 256V255H45ZM44 256V257H45ZM86 256V255H85ZM112 256V255H111ZM123 256V255H122ZM185 256H186V253H185ZM28 257V256H27ZM39 257V256H38ZM88 257V256H87ZM106 256H104V258H105ZM113 257V256H112ZM116 257V256H115ZM179 257V256H178ZM189 257V256H188ZM192 257H195V260L197 259L196 258V256H193L192 255ZM26 258V257H25ZM25 258L23 257V259H24V261H25ZM97 258V257H96ZM103 258V259H104ZM191 258V257H190ZM198 258H200V256L198 257ZM238 258V259H239ZM30 259H31V257H30ZM76 259V258H75ZM101 259H102V257H101ZM102 259V260H103ZM182 259V258H181ZM194 259V258H193ZM192 259V260H193ZM1 260V261H2ZM29 260V259H28ZM28 260H26V261H28ZM80 261H81V259H79ZM98 260H99V258H98ZM146 260V261H145ZM174 260V259H173ZM175 260H177V258L175 259ZM183 260V259H182ZM201 260L202 261H204L205 260V258H201ZM258 260V259H257ZM0 261V262H1ZM23 261V260H22ZM38 261V260H37ZM88 261V260H87ZM177 261H179V259L177 260ZM177 261H175L176 263H177ZM185 260H183L182 262H184ZM250 261V260H249ZM262 261V260H261ZM4 262V263H5ZM18 262V261H17ZM73 262V261H72ZM84 262V261H83ZM127 262V261H126ZM125 262V263H126ZM174 262V263H175ZM243 262H247V260H243ZM255 262V261H254ZM259 262V261H258ZM89 263V262H88ZM129 263V262H128ZM173 263V264H174ZM175 263V264H176ZM186 263V262H185ZM184 263V264H185ZM203 263V262H202ZM256 264V263H253V262H250V264ZM19 264V263H18ZM28 264V263H27ZM31 264H32V262H31ZM39 264V263H38ZM84 264V263H83ZM117 264V263H116ZM172 264V263H171ZM178 264V263H177ZM181 264V263H180ZM203 264H205V263H203ZM231 264H233V263H231ZM248 264H249V262H248ZM262 264V263H261Z\"/></svg>",
    "mask_w": 264,
    "mask_h": 264
}]
</instances>
